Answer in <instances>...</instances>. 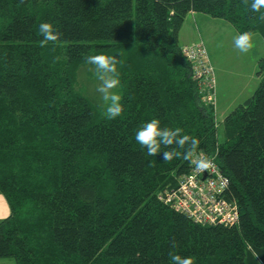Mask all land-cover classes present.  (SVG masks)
<instances>
[{"label": "trees", "instance_id": "16d2710c", "mask_svg": "<svg viewBox=\"0 0 264 264\" xmlns=\"http://www.w3.org/2000/svg\"><path fill=\"white\" fill-rule=\"evenodd\" d=\"M191 12L264 39V9L241 0H0V193L10 210L0 259L169 264L171 251L195 264H264V55L257 89L217 123L213 89L179 40ZM42 22L61 38L42 46ZM97 54L121 61L115 119L74 89L76 66ZM151 119L216 156L237 222L200 223L166 201L192 163L147 155L135 133Z\"/></svg>", "mask_w": 264, "mask_h": 264}, {"label": "rangeland", "instance_id": "374dc122", "mask_svg": "<svg viewBox=\"0 0 264 264\" xmlns=\"http://www.w3.org/2000/svg\"><path fill=\"white\" fill-rule=\"evenodd\" d=\"M192 17L190 16L189 19L191 20ZM193 23L196 24V20ZM201 23V30H205V35L201 34L197 39H191L182 46L187 48L201 43L208 51L210 65L213 69L211 85L215 95L213 102L218 123L222 122L236 106L250 97L259 86L261 78L258 76V61L264 55V39L259 32H253V46L248 53L242 54L233 45V37L239 33L231 24L217 18L209 21L202 20ZM200 32H198L199 35ZM57 54L61 55L62 52L57 51ZM74 73L75 91L87 96L101 112L105 113L106 105L96 90L100 82L94 74V66L89 64L77 65ZM114 91L117 92V89ZM219 127L222 131L221 124ZM199 154L202 153L197 152V155ZM203 154L208 158L212 157L211 154ZM191 195L193 202L199 206L201 211L199 196L201 199H205L207 195L200 194L199 189L192 191ZM193 220L195 221V219ZM0 264H9V260L0 259Z\"/></svg>", "mask_w": 264, "mask_h": 264}, {"label": "clouds", "instance_id": "9594fccd", "mask_svg": "<svg viewBox=\"0 0 264 264\" xmlns=\"http://www.w3.org/2000/svg\"><path fill=\"white\" fill-rule=\"evenodd\" d=\"M21 3L24 0H20ZM250 12H260L264 9V0H241ZM39 33L43 37L41 45L56 42L61 38V33L54 29L50 22H42L39 25ZM253 35L250 31H244L233 37L234 47L242 54L248 53L252 48ZM86 63L94 66V74L100 82L97 92L106 105L105 116L107 119H115L123 112L122 97L114 89L120 85V73L117 66L121 61L112 55L97 54L85 58ZM135 141L141 148L147 150L148 156L163 158V162L170 163L175 158L189 160L197 171H205L213 162L206 155H197L199 139L184 133V130L176 127H161L159 119H151L143 123L135 133ZM166 149V150H163ZM172 242L171 247L176 248ZM169 264H195L192 257H182L175 252H169Z\"/></svg>", "mask_w": 264, "mask_h": 264}, {"label": "built area", "instance_id": "2783aa9c", "mask_svg": "<svg viewBox=\"0 0 264 264\" xmlns=\"http://www.w3.org/2000/svg\"><path fill=\"white\" fill-rule=\"evenodd\" d=\"M183 52L194 61V77L201 82L203 87L212 88L213 69L204 45L200 43L187 48L183 47ZM214 98V93L209 94L208 100L213 101ZM209 159L213 164L205 171H197L192 164L190 171L179 178L178 187L166 195V201L200 223H235L238 220L237 207L223 198L222 195V191L227 187L229 180L222 172L216 156ZM196 189H199L200 194L207 195L205 199H201L199 196L201 211L199 206L193 202L191 195L192 191Z\"/></svg>", "mask_w": 264, "mask_h": 264}, {"label": "crops", "instance_id": "0c3cea01", "mask_svg": "<svg viewBox=\"0 0 264 264\" xmlns=\"http://www.w3.org/2000/svg\"><path fill=\"white\" fill-rule=\"evenodd\" d=\"M189 13L187 16L185 23L183 24L180 33H179V40L181 45L188 43L191 39H197L198 36H201V34L205 35V30H201V21H209L212 20L213 18L202 14V13ZM190 16H193L192 19L190 20ZM196 20V24L193 23V21ZM201 32H200V31ZM200 32V35L198 34ZM9 206L8 203L5 199V197L0 193V220L8 217L9 215Z\"/></svg>", "mask_w": 264, "mask_h": 264}]
</instances>
